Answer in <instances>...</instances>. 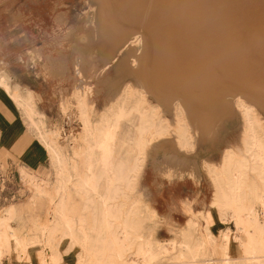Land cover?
<instances>
[{"label":"rangeland","instance_id":"374dc122","mask_svg":"<svg viewBox=\"0 0 264 264\" xmlns=\"http://www.w3.org/2000/svg\"><path fill=\"white\" fill-rule=\"evenodd\" d=\"M144 1L126 0L123 3L125 12L131 21L136 22L138 20L143 12V7H148L147 11L150 10L149 5L147 6ZM181 1L183 4H189L191 1V5L204 6L201 18L205 19L201 21L200 18L198 24L196 23L197 25L192 22H190L192 25H188L189 27L192 26L195 31L188 27L189 30L192 29L193 32H197L196 35L194 34L193 40L191 39V42L196 46L191 44L192 46L188 45L187 47L191 56L197 53L195 49L202 50L205 46L207 47L205 44H212L213 46L209 45V48L211 47L210 50H213L216 47L214 45L221 42L228 43V45L225 44L226 46L230 44L234 58L238 55L247 58L251 55L249 47L252 38L264 39V19L258 17L264 15V8H262L264 7V0H236V8H232V11L236 9L235 13L240 14L239 19L235 22L242 30L235 32V29H231L235 22H232L231 26L233 27L227 24L231 28L225 26L229 28L228 31L231 29L229 33L232 35L223 36L221 40L217 39L216 36L202 35V31L206 33L209 29L205 25L208 26V22L211 24L217 20L218 17L215 18L212 15L219 10L220 4V7H223L222 3L226 2L224 7L227 9L225 8V11L220 9V11L229 13L231 12L229 6L231 7L235 0ZM108 4L114 7L113 13L116 17L111 15L104 20L101 17L105 7L102 0H0V72L7 75L4 74L3 76L8 79V83L10 82L16 87L21 95H24L27 90L31 91L36 110L34 120L41 123L40 131L54 140L56 146L65 155L66 163L69 165L76 163V161L80 164L79 157H75L72 153L78 142L80 143L79 134L81 132L76 107L72 103L75 88L79 86L77 84H80L78 78L76 79L75 60L78 59L79 65H82L81 75L84 76L82 80L89 84L86 86L90 88L88 100L93 121L99 117V114L106 109L107 104L126 85L145 91L148 101L158 105L159 114L166 123H174L172 105L176 102L181 104L189 124L192 148H181L174 136V131L149 144L141 159V168L134 178V188L129 195L130 201L136 199L142 206H147V208L155 211L156 216L153 220L145 219L143 221L142 231L145 236H149L153 241L165 246L172 240L177 242L181 240L180 234L190 219L194 220L197 225L193 236L197 238L204 234V223L201 215L209 210L214 219L210 231L218 244L221 242L223 234L236 232V227L234 222L227 217H225L224 222L218 220V211L211 204L214 196L204 162L218 165L225 148L229 146L235 150L241 148L242 118L235 108L238 97L244 98L248 104L252 105L259 118L264 122V84H262L264 83L262 80L264 79L262 76L264 70L253 73L254 77L261 79L257 82L259 79L255 78L257 83H255L254 77L249 82L243 81L237 70L238 65H235L236 62L234 63L235 67L232 65L233 63L224 66L226 74L225 72L218 74L216 69L213 72L206 66H203L204 68L200 66L202 71L193 74L192 77L195 78L200 74L202 76L206 72L205 69L209 71V73H205L207 77L203 75L205 76H202L203 79L201 76L200 79L199 76L196 77L198 80L192 79L185 69V62L176 61L175 55L173 57L168 56L170 54L167 51L168 46L161 41L160 35L157 37V34L161 32V24H151L152 29H158L156 32L152 31L150 27L148 28L152 37L150 35L145 37L148 43L147 48L140 47L138 49L136 45H133L135 46L134 49L130 45L120 49L121 43H115L121 39L122 32L126 33L122 37L128 38L127 32L136 25L129 24L128 26L127 20H123V18L122 21L118 17L122 5L118 4V8L117 3L114 4V0H108ZM152 5L154 7V4ZM152 5L150 6L152 7ZM215 7L218 9L213 10L214 13L211 12V8L214 9ZM168 9L170 8H167L166 11ZM203 11H210V14ZM252 13L254 15L246 20V15ZM207 15L208 17L209 15L212 16V19L210 17L208 19ZM58 16H62L64 19L61 22H56L55 19ZM196 16L198 17L199 14ZM224 16H221L220 19L225 18V23H228L229 21L226 22L227 17ZM114 22L122 23L124 27L114 28ZM145 28L147 29V27ZM114 29L121 33L115 36ZM255 29L257 32L253 34ZM246 33L249 34L246 35ZM154 37L156 41L153 42ZM211 37L212 39H210ZM156 42L158 46L161 45L160 48ZM225 45H222V48L224 47L223 49L228 52L227 54L232 55L229 52L230 49ZM156 46L157 48L154 50ZM202 46L203 48H201ZM143 48L145 49L142 51ZM233 48L243 52L235 54ZM148 49L154 50V54L158 56L154 57V54L150 53L152 51ZM161 49H164V53L167 54L168 52L169 54H164ZM156 50L163 53L165 58L163 54L160 57L161 54L156 53ZM37 51L40 53L36 56ZM59 56L63 59H59ZM140 56L143 58L141 61ZM46 57L47 59H45ZM174 60L176 64L173 62ZM46 62H48L47 66H45ZM231 68H233L232 71L235 70L234 73L230 70ZM229 71L231 74L227 73ZM237 71L239 75L236 74ZM178 73L186 77H181L182 75L179 76ZM260 73L262 74L259 75ZM175 75L179 78L177 79ZM188 75L193 82L187 83L190 81ZM170 76H175L174 79L178 81L176 82ZM231 77L234 78L230 79ZM185 78H187L186 81ZM179 81L181 82L179 83ZM182 81L186 83L181 84ZM199 82H201L200 86L199 84L195 86V83ZM183 87L186 88L183 89ZM181 92H185L183 93L185 96ZM182 101H185L187 108L182 104ZM20 114L26 127L36 138V142L44 149L43 144L38 139L37 131L29 126L21 112ZM129 120L130 118L125 121L126 125L129 124ZM134 123L136 122L134 121ZM131 128V133L134 134V129ZM46 157L45 162L42 158L39 160V166L28 167L22 164L19 155L10 154L5 149L0 150V216L6 214L8 206H14L16 212L10 221V225L21 235L31 237L38 234L34 221H45L51 224L54 217V207L58 201L54 194L56 168L48 153ZM10 159L14 162H11ZM22 169L26 171L29 177L22 174ZM31 179L38 183L40 188L52 194V202L49 201L47 195H40L34 190ZM252 182L250 185L253 190H256L257 181L253 180ZM257 193L260 194V192ZM256 198L257 195L252 192L248 200L256 201ZM65 203L66 212L70 213L73 218L76 219L80 215L87 214L82 211V197L71 190H68ZM227 230L231 232L227 233ZM232 233L230 234L231 237H233ZM60 237L61 231L58 230L55 232L52 241L54 244L58 243V249L63 252L61 264H74L77 259L78 247L75 246L65 252L69 246V240H62ZM233 241L235 242L234 239ZM39 249L40 246H30L28 252L19 258L17 252L10 248L9 253L2 258L1 264H38L37 250ZM129 258H131L130 254Z\"/></svg>","mask_w":264,"mask_h":264},{"label":"bare ground","instance_id":"6f19581e","mask_svg":"<svg viewBox=\"0 0 264 264\" xmlns=\"http://www.w3.org/2000/svg\"><path fill=\"white\" fill-rule=\"evenodd\" d=\"M102 1L105 4L101 15L102 19L106 20L111 15L114 17V7L108 4V0ZM137 1L139 2L140 0ZM202 1L205 2V0ZM124 2L126 0H114V4L117 3L118 8L119 5H122L121 7L123 8L119 10L118 17L121 20L123 18V20H127L129 22L126 21L128 26L129 24L136 26L127 32L128 35L126 36L128 38H123L122 36L126 33L122 32L121 39L115 43H121L120 49L121 47L125 48L130 45H136L138 49L140 47L147 48L148 43L145 37L150 35L148 28L153 24H161V32H157L159 33L157 37L160 35L161 41L168 46L167 51L170 54L168 52L167 54L164 53L163 50L167 47L165 44L164 49L161 50L164 54H169L168 56L173 57L175 55L177 57L176 61H184L185 69L191 77L193 74L202 71L200 66H206L210 71L213 70V72L216 69L218 74H222L225 72V65L231 63L234 65L235 62L237 63L235 65H238L237 70L241 74L242 80L246 82L253 79V73L264 70V39L257 37L252 38L249 47L251 55L247 58H242L239 55L234 58L230 44L226 46L225 44L228 45V43L221 42L214 45L216 47L213 50H210L211 47L209 48V45H213L208 43L205 44L207 45V47L205 46L206 48L204 47L205 49L203 46L201 47L204 50L195 49L197 53L193 56H191V53H188L187 47L191 44L194 45L191 39L193 40L194 34H197V32H193L195 31L194 28L188 25L190 22L196 24L200 20L202 10H204V6L202 5H191V1L189 4H183L181 0H145V4L149 5V9H153V11H147L148 7H143L142 14L134 22L126 14ZM234 2L231 7L229 6L231 11L229 13L227 11L223 12L227 9V7H224L226 2L222 3L224 8L220 7V4L219 10L215 13L213 10L216 7L214 9L211 8L212 11L209 9L214 13L212 16L219 19L217 18L211 24L208 22L207 24L208 26L210 24V26L205 25V27L209 30L206 29V33L202 31V35L216 36L218 37L217 39L221 40L223 36L231 34L229 33L231 29H235V32L242 30L235 22L239 19L240 14L235 13L236 9L232 11V8H236V0ZM152 4H154V7ZM167 8L170 9L166 11ZM220 9L224 10L220 11ZM210 11L203 12L207 14ZM197 14H199L198 17L196 16ZM253 15L254 13L246 15V20ZM212 16L209 15L210 18ZM221 16L227 17L226 22H229L225 23V18L220 19ZM209 17L207 15L208 19ZM258 17L264 19V15ZM232 22H235L233 24L234 27L231 26ZM227 24H230L233 28L229 27V25L227 26ZM225 25L231 28L230 31H228L229 28ZM113 26L114 28L124 27L122 23L117 22H114ZM188 27L192 28L193 31L192 29L190 31ZM154 29L152 31H158V29ZM254 32H257L256 29L252 33L254 34ZM114 33L115 36H118L121 32H117L114 29ZM153 34L155 36V33ZM150 36L152 37V35ZM155 37L154 39L151 38L153 42L156 41ZM156 44L158 46L157 42ZM222 45L228 47L230 49L228 51L232 55L227 54L228 52L223 49L224 47L222 48ZM157 46L154 47V50ZM160 46L158 47L160 48ZM133 47L135 49V46ZM153 51L150 53L154 54ZM241 52L243 51L234 49L233 53L239 54ZM136 53L134 54L138 55ZM156 53L159 54L160 52L156 50ZM163 53H160V57H162ZM61 56H59V59L62 58ZM153 56L158 55L154 54ZM141 59L143 60L142 57L140 61ZM173 62L175 63V60ZM74 66L75 74L77 75L76 79L78 78L80 84H77L79 86L75 88L72 103L76 107L81 132L79 134L80 143L78 142L72 153L75 157H79L80 164L77 161L71 165L67 164L65 155L56 146L54 140L48 138L44 132L40 131L41 123L34 120L36 110L31 91L27 90L24 95H21L15 88L12 89L10 87L4 76H0V86L3 88V91L14 100L29 126L37 131L39 141L43 144L52 164L56 168L54 194L58 198L56 204L54 202V217L51 224L35 220L34 224L38 234L31 237L21 235L12 228L10 221L16 212V208L14 206L7 207L6 214L0 216V264L5 254L9 253L10 248H13L20 258L22 254L28 252L30 246H40V249L37 250L38 264H61L63 252L58 249V243L54 244L52 241L55 232L58 230L61 231L60 238L62 240H69V246L65 252L75 246L78 247V252H76L77 259L74 264H264V122L259 118L256 109L248 104L244 98L242 99L245 101L240 99V97H238L239 99L234 98L237 99L235 108L242 118L241 148L237 150L230 146L225 148L218 165L207 161L204 162L205 171L213 190L214 199H212L211 204L218 211L219 222H224L225 217L234 222L236 232L232 233L227 230V233L231 232L233 237H231V233L223 234L221 242L217 244L215 236L210 231L214 219L212 214L206 211L201 215L204 223V234L197 238L193 236L197 225L194 220L190 219L180 234L181 240L179 242L172 240L165 246L153 241L149 236H145L142 231L143 221L145 219L153 220L156 216L155 211L147 208V206H142L136 199L130 201L129 195L134 188V178L141 168V159L143 158L145 148L149 144L155 142L161 136L174 131V136L181 148H192V139L189 136V124L181 104L176 102V104L172 105L174 123H166L159 114L158 105L148 101L145 91L135 89L131 85H126L107 104L106 109L99 114V117L93 121L91 116L92 110L88 100L90 88L86 86L89 84L85 80H82L84 77L81 75L82 65H79L78 59L74 61ZM160 66L162 68V65ZM138 69L140 70V67ZM232 69L230 70L232 71ZM205 70L206 72L204 70L203 72L209 73L207 69ZM233 71L235 72V70ZM238 71L236 74H238ZM205 73L202 76H206ZM227 73H230V71ZM142 74L140 75L144 76ZM210 74L208 75L210 76ZM177 75L184 77L187 74L183 76V74L178 73ZM175 76L170 77L174 79ZM198 76L192 77V79L198 80L196 77L200 79L201 74ZM188 77L190 79L189 75ZM176 78L178 79L179 77L176 76ZM233 78L231 77L230 79ZM255 78L257 79L258 77L255 76L254 80ZM225 79L227 78L225 77ZM186 80L187 78H185ZM260 80H257V82ZM175 81L177 82L178 80ZM190 82H193V80L187 81V83ZM257 82L255 80V83ZM183 83L186 82L182 81L181 84ZM200 83H195V86L197 84L200 86ZM190 85L188 86L190 87ZM181 87L182 85L179 88L181 89ZM180 98L182 99L183 97ZM182 102L185 108H187L186 103H184L185 101ZM128 118H130L129 124L126 125L125 121ZM130 126L133 127L134 134L131 133L132 128ZM22 173L25 177H29L23 171ZM253 180L257 181L255 184V186L257 185L256 190H253L250 185ZM31 183L38 194L47 195L49 201H53L51 193L40 188L38 183L33 180ZM68 190L82 197V211L87 214L82 213L83 215L75 219L70 213L66 212L65 202ZM252 192L257 195L256 201L248 200ZM257 192H260V194ZM233 242L235 246L232 244ZM129 254L131 258H129ZM162 259H166V261Z\"/></svg>","mask_w":264,"mask_h":264},{"label":"crops","instance_id":"0c3cea01","mask_svg":"<svg viewBox=\"0 0 264 264\" xmlns=\"http://www.w3.org/2000/svg\"><path fill=\"white\" fill-rule=\"evenodd\" d=\"M63 19L64 17L58 16L55 20L56 22H61ZM39 53L40 52L37 51L36 56L39 55ZM45 59H47V57ZM47 64L48 62H46L45 66H47ZM4 74V72H0V76ZM9 85L12 89H16L10 82ZM105 97H107V94H105ZM1 149H5L10 154L19 155L22 164L28 167L39 166V160L41 158L44 162L47 160L46 149L44 148V150L43 147L36 142V138L26 127L14 100L7 95L0 86V150ZM11 162L14 161L11 160ZM22 171L26 173L24 169H22ZM27 176L29 175L27 174Z\"/></svg>","mask_w":264,"mask_h":264},{"label":"built area","instance_id":"2783aa9c","mask_svg":"<svg viewBox=\"0 0 264 264\" xmlns=\"http://www.w3.org/2000/svg\"><path fill=\"white\" fill-rule=\"evenodd\" d=\"M14 169V168H13Z\"/></svg>","mask_w":264,"mask_h":264}]
</instances>
